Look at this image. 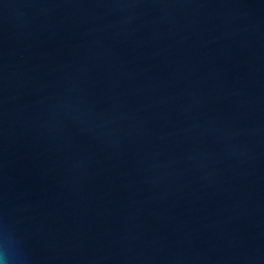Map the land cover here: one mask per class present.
I'll list each match as a JSON object with an SVG mask.
<instances>
[{
  "label": "water",
  "instance_id": "1",
  "mask_svg": "<svg viewBox=\"0 0 264 264\" xmlns=\"http://www.w3.org/2000/svg\"><path fill=\"white\" fill-rule=\"evenodd\" d=\"M0 264H264V0H0Z\"/></svg>",
  "mask_w": 264,
  "mask_h": 264
}]
</instances>
